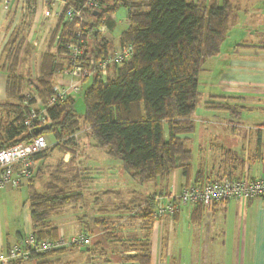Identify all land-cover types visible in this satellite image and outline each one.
Returning <instances> with one entry per match:
<instances>
[{
    "label": "crops",
    "instance_id": "crops-1",
    "mask_svg": "<svg viewBox=\"0 0 264 264\" xmlns=\"http://www.w3.org/2000/svg\"><path fill=\"white\" fill-rule=\"evenodd\" d=\"M43 1L12 0L10 8L4 9L0 0V105L18 104L7 94L9 69L16 54L17 73L28 79L25 91L31 88L37 96L31 108L45 109L38 98L42 88L37 77L42 55L60 26V16L48 19ZM224 1L211 0V5ZM227 1L232 7L231 26L220 52L204 61L199 75V96L205 107L194 111V131L181 136L194 140L186 146L192 151V170L189 176L177 169L162 178L161 189L152 193L158 194L157 201L163 196L165 202V195H178L183 186L197 180L264 177V0ZM56 3L55 12H61L63 4L59 0ZM52 23L55 26L50 29ZM117 47L119 44L113 49ZM51 50L55 62L65 67L67 55L57 52L56 43ZM69 82L62 71L55 73V88L66 87ZM202 134L205 140L195 141V135ZM39 177L32 183L37 191ZM24 185L27 191L23 185L0 188V254L32 234L30 187ZM41 186L45 188V184ZM133 202L126 204H130V210H122L125 204L99 207L94 223L100 228L87 231L93 238L92 256L101 254L89 264H137L127 258L138 255L140 248L133 245L139 242H148L151 264H264V197L211 205L179 203L174 214L155 218L154 211L152 219L142 218L145 202ZM51 226L60 236L71 237H66V230L59 224L51 222ZM104 239L110 245L107 250L101 249ZM57 254L51 259H58L54 257Z\"/></svg>",
    "mask_w": 264,
    "mask_h": 264
},
{
    "label": "trees",
    "instance_id": "trees-1",
    "mask_svg": "<svg viewBox=\"0 0 264 264\" xmlns=\"http://www.w3.org/2000/svg\"><path fill=\"white\" fill-rule=\"evenodd\" d=\"M66 1L69 5L81 7L87 0ZM96 1V12L87 14L89 19L82 22L81 27L85 39V58L98 59L107 56L113 49V44L106 40L100 28L105 25L114 28L113 15L121 7L127 9L129 27L120 35L119 44L134 47L132 58L110 68L106 84L99 76L89 79L91 85L84 92L85 111L82 116L75 109V97L49 104L56 93L54 75L63 72L66 67L55 62L56 55L51 47L56 43L57 52L66 54L65 43L74 38L77 31L75 23L66 21L63 12L50 47L42 55L37 77L42 88L38 98L51 119L50 128L35 133L37 128L29 130L24 124L37 96L23 105L28 79L17 73L18 55L15 54L9 69L7 94L18 104L0 105V149L46 134H52L56 140L51 150L71 147L79 142L73 135L83 129L86 130V137L106 149L111 157L121 160L124 170L142 184L165 178L177 169H182L184 175L189 176L192 151L186 147L187 139L181 136L194 131L192 116L199 98V75L204 61L220 52L231 26V4L227 0L221 5L214 2L208 7L189 0ZM4 112L8 117L14 115L13 119L4 121L1 116ZM50 151L47 148L34 156V176L26 184L30 187L32 235L37 240L54 241L59 239L60 234L56 227L51 226L52 213L78 203L83 199V194L72 191L63 193L55 186L59 182L66 184V179L63 178V181L58 174L56 176V172L62 170H55L52 181L45 184L43 191L33 189L32 183L45 169L44 165L37 167V162L47 159ZM69 152L74 164L77 153ZM59 164L63 165L64 161L61 160ZM79 167L75 177L80 176L79 179L86 183L90 177L83 167ZM195 183L204 182L197 180ZM157 196L152 194L145 200L143 219L153 218ZM129 205H123L122 210H130ZM81 234L91 236L87 230ZM26 238L18 242L23 248H27ZM133 247L140 248V252L127 259L137 264H151L148 242L135 243ZM65 248L33 253L29 259L37 264H47L40 259L62 253Z\"/></svg>",
    "mask_w": 264,
    "mask_h": 264
},
{
    "label": "built area",
    "instance_id": "built-area-1",
    "mask_svg": "<svg viewBox=\"0 0 264 264\" xmlns=\"http://www.w3.org/2000/svg\"><path fill=\"white\" fill-rule=\"evenodd\" d=\"M12 0H3L4 9H9ZM44 15L60 16L64 12V18L68 22H74L77 28L75 37L65 43L67 51V65L63 73L70 79L66 87L56 88V93L49 100V104L61 102L79 93L82 85L94 76L106 84L109 80V70L112 66L121 65L130 60L134 54L132 45L119 46L112 49L107 56L101 58H89L84 56L85 39L82 31V22H85L87 14L96 12L98 3L96 0H87L81 7L69 5L66 0H59L63 4L61 12H55L56 0H44ZM101 27L100 29H102ZM30 91L24 93V104L34 98ZM51 119L45 109L30 108L24 124L29 130L50 124ZM73 138L78 139L77 133ZM49 144L44 135H38L32 140L17 143L0 149V188H19L26 184L34 176V156L48 148ZM163 197V196H162ZM157 201L154 216L163 218L172 215L177 210V204L201 203L211 205L228 201L230 199H250L264 197L263 178H222L206 180L202 184L191 183L183 186L181 192L176 195L171 192ZM92 236L78 234L70 238L60 236L57 240H37L32 234L25 239L27 248L20 244L12 245L6 252L0 254V262L9 260H28L33 253H48L60 247H73L90 244Z\"/></svg>",
    "mask_w": 264,
    "mask_h": 264
},
{
    "label": "rangeland",
    "instance_id": "rangeland-1",
    "mask_svg": "<svg viewBox=\"0 0 264 264\" xmlns=\"http://www.w3.org/2000/svg\"><path fill=\"white\" fill-rule=\"evenodd\" d=\"M189 1L200 2L207 7L211 5V0ZM219 1L221 2L222 0ZM56 4L57 3H55L54 7ZM57 10H61V6L57 7ZM56 16L57 15H55V17ZM126 16L127 9L125 7H121L118 12L113 15V18L118 21V24H116L112 29L108 28L107 25L102 26L103 28L100 29V32L106 40H110L113 46L119 44L120 35L129 27ZM47 18L50 19L51 17L48 16ZM88 19L89 16L87 15L85 22L88 21ZM54 24L55 23H52L50 25V29L54 28ZM79 25H77V28ZM113 67L114 66L111 68ZM33 74L34 72L32 75ZM90 85L91 80L85 82L82 85L80 92L73 96L76 99L75 109L81 116L85 111L84 92ZM30 91L32 94L35 93L31 88ZM203 101V98L199 96L196 108H204L205 104ZM197 113H199V109ZM1 116L4 121H7L8 119L11 120L14 117V115H9L10 117H8L5 112ZM200 122L201 130L202 132H205V125L203 121ZM48 125L50 126V124ZM164 129L165 132H167L166 125L164 126ZM85 131L86 130L79 129L77 132L79 142H77L76 145L65 148H56L53 150L51 149L55 144L54 136L52 134L44 135L49 144L48 149L51 151L47 159H42L37 162L39 165H44L45 168V171H43L44 173L42 172V175L39 177L40 182L36 183L38 190L43 191V186L41 185L52 181L53 173L56 172L55 170H62L61 172H56V176L58 174L63 181L66 179V184H64V182H59L55 186L63 193L72 191L81 192L83 194V199L81 201L70 204L68 209L54 211L50 217L51 222L59 224L63 227L62 229L66 230V237L78 235L88 229H99L100 227L94 223V217L100 206L115 207L121 204H128L132 201H134L133 203H136V205L143 204L150 194L161 189L162 178L149 183H140L135 177L124 170L121 160L111 157L107 154L106 149L97 146L92 139L86 137L84 135ZM204 137L205 136L203 134L200 136L195 135L194 139L195 141L205 140ZM190 142H194V140H187L186 146H190ZM209 145L210 144H208V146ZM69 150L77 153L76 162L74 161L75 165L71 162L72 157L70 155L71 152L68 154ZM61 160L64 161L63 165L59 164ZM79 165L83 167L85 173H87L90 177L87 184H83V182L79 179L80 176L79 178L75 177V173L80 170ZM23 190H28L27 185H23ZM75 221L76 223H74ZM92 245L93 243L76 247H67L62 253H55L57 255L54 257H59L58 259H51L52 255L50 257L47 256L42 258L40 261L47 262V264L48 262L49 264H89L94 262V260H97L101 254L99 252L96 253L98 254L97 258H94L90 251ZM109 248V242L104 239L101 249L107 250ZM0 264H37V262L31 259L20 261L9 260L0 262Z\"/></svg>",
    "mask_w": 264,
    "mask_h": 264
},
{
    "label": "water",
    "instance_id": "water-1",
    "mask_svg": "<svg viewBox=\"0 0 264 264\" xmlns=\"http://www.w3.org/2000/svg\"><path fill=\"white\" fill-rule=\"evenodd\" d=\"M49 128H50L49 125L43 126V127H41V128H37V129L35 130V133H39L40 131H43V130H46V129H49Z\"/></svg>",
    "mask_w": 264,
    "mask_h": 264
}]
</instances>
